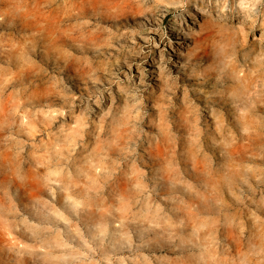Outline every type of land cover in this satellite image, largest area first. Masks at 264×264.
Wrapping results in <instances>:
<instances>
[{"label":"rangeland","instance_id":"obj_1","mask_svg":"<svg viewBox=\"0 0 264 264\" xmlns=\"http://www.w3.org/2000/svg\"><path fill=\"white\" fill-rule=\"evenodd\" d=\"M0 264H264V0H0Z\"/></svg>","mask_w":264,"mask_h":264},{"label":"bare ground","instance_id":"obj_2","mask_svg":"<svg viewBox=\"0 0 264 264\" xmlns=\"http://www.w3.org/2000/svg\"><path fill=\"white\" fill-rule=\"evenodd\" d=\"M29 19V18H28ZM24 25V24H23ZM238 83H239V81H238ZM248 84H251V81H250V83H248ZM245 86H247V85H244V87ZM251 87V86H250ZM245 88H248V86L247 87H245ZM251 89V88H250ZM249 91V90H248ZM245 93V92H244ZM246 94V93H245ZM254 94V93H253ZM249 95V94H248ZM254 96H256V95H254ZM239 98H235L234 100L235 101H240L243 105H245V104H247V96L245 97L244 96V94H243V96H238ZM249 98V97H248ZM255 101V100H254ZM252 103V102H251ZM256 108H258V105L256 106Z\"/></svg>","mask_w":264,"mask_h":264}]
</instances>
